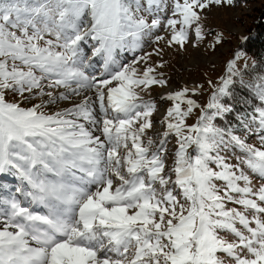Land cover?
Segmentation results:
<instances>
[{
	"label": "snow or ice",
	"instance_id": "obj_1",
	"mask_svg": "<svg viewBox=\"0 0 264 264\" xmlns=\"http://www.w3.org/2000/svg\"><path fill=\"white\" fill-rule=\"evenodd\" d=\"M245 3L0 0V264H264V58L209 22Z\"/></svg>",
	"mask_w": 264,
	"mask_h": 264
},
{
	"label": "rangeland",
	"instance_id": "obj_2",
	"mask_svg": "<svg viewBox=\"0 0 264 264\" xmlns=\"http://www.w3.org/2000/svg\"><path fill=\"white\" fill-rule=\"evenodd\" d=\"M255 6H257V3L242 4L239 8L220 10L210 17L209 22L218 26L216 28L217 31L221 29L226 30L231 27L234 31L247 32V26L253 18L252 13ZM229 51L230 46L228 45L225 46L223 55H210L192 49L177 55L174 51L167 50L164 59L168 61V65L164 71L170 78V83L177 88L182 84L194 82L205 83V87L207 88L206 81L209 78H218L219 74L223 71V62ZM130 56V53L127 54L128 59ZM157 91L164 90L157 89ZM13 186L16 187L17 183ZM0 193H2L1 190Z\"/></svg>",
	"mask_w": 264,
	"mask_h": 264
},
{
	"label": "trees",
	"instance_id": "obj_3",
	"mask_svg": "<svg viewBox=\"0 0 264 264\" xmlns=\"http://www.w3.org/2000/svg\"><path fill=\"white\" fill-rule=\"evenodd\" d=\"M256 4L253 7V18L247 26V32L251 36L248 43L249 55L264 58V0H247L245 4Z\"/></svg>",
	"mask_w": 264,
	"mask_h": 264
},
{
	"label": "bare ground",
	"instance_id": "obj_4",
	"mask_svg": "<svg viewBox=\"0 0 264 264\" xmlns=\"http://www.w3.org/2000/svg\"><path fill=\"white\" fill-rule=\"evenodd\" d=\"M131 58V56L129 57V59ZM128 59V57H127ZM173 87H175V85L172 84ZM15 181V182H12V181ZM7 185H8V191H2V193H0V196H3V197H10V196H16L18 199L21 200L22 203H25L27 204L28 202V196H27V191H30V187L26 184V182H22L19 180L18 177H10L8 182H6ZM15 183H17V188H23L25 189V191L23 192H17L15 189L16 187H14L13 185H15ZM9 186H11V188H9ZM12 192V193H11ZM12 194V195H11ZM32 207L35 209V210H38V211H45L43 205H36V204H33Z\"/></svg>",
	"mask_w": 264,
	"mask_h": 264
}]
</instances>
